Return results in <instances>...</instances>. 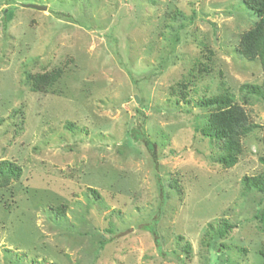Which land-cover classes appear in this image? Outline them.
Masks as SVG:
<instances>
[{
	"label": "rangeland",
	"instance_id": "rangeland-1",
	"mask_svg": "<svg viewBox=\"0 0 264 264\" xmlns=\"http://www.w3.org/2000/svg\"><path fill=\"white\" fill-rule=\"evenodd\" d=\"M256 20L243 0H0V160L22 171L0 181V264H264V192L241 182L264 170V99L231 167L194 129L202 98L263 82L236 50Z\"/></svg>",
	"mask_w": 264,
	"mask_h": 264
},
{
	"label": "trees",
	"instance_id": "trees-1",
	"mask_svg": "<svg viewBox=\"0 0 264 264\" xmlns=\"http://www.w3.org/2000/svg\"><path fill=\"white\" fill-rule=\"evenodd\" d=\"M243 3L257 18L254 25L241 33L237 52L247 60H258L261 70L264 73V0H243ZM60 69H53L49 72L25 74V82L34 92H46L61 76ZM183 86H185L183 84ZM239 98L243 104L237 102L235 97L223 92L202 98L200 105L207 110L208 115L204 124L196 126L195 132L208 138L218 148V154L214 158L215 162L224 168L233 166L238 156L242 152V139L247 136L256 125L250 121L244 108V104L251 98L264 99V80L261 84L243 83L239 86ZM181 95L184 93L181 91ZM137 139H142L149 151L154 153V142L148 139L143 133L135 135ZM264 147V133L261 136ZM259 162L264 166V153L259 157ZM21 167L7 159L0 160V181L4 184L10 180H18L21 176ZM245 192L255 190L264 192V170L257 175H244L241 179ZM97 196L96 191L90 190ZM60 211L62 208H58ZM264 232V211L259 216L256 215ZM208 227L212 229V225ZM232 225L223 220L216 229L219 236L224 237ZM153 231V227L149 228ZM186 253L189 252L190 245L183 247ZM259 253L264 257V235L259 249ZM179 259V257H178Z\"/></svg>",
	"mask_w": 264,
	"mask_h": 264
},
{
	"label": "water",
	"instance_id": "water-1",
	"mask_svg": "<svg viewBox=\"0 0 264 264\" xmlns=\"http://www.w3.org/2000/svg\"><path fill=\"white\" fill-rule=\"evenodd\" d=\"M25 7L28 8H34L37 10H46L47 6L46 5H40V4H24Z\"/></svg>",
	"mask_w": 264,
	"mask_h": 264
}]
</instances>
